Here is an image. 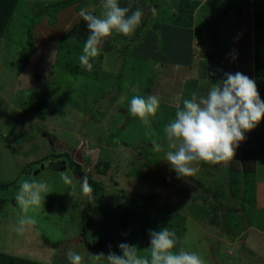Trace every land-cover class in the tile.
<instances>
[{
    "label": "rangeland",
    "instance_id": "1",
    "mask_svg": "<svg viewBox=\"0 0 264 264\" xmlns=\"http://www.w3.org/2000/svg\"><path fill=\"white\" fill-rule=\"evenodd\" d=\"M62 1L21 0L0 37V252L69 264V251H76L84 264H107L106 257L94 255H120L119 245L126 243L150 256V231L167 228L175 233L177 250L198 253L204 264H264V123L238 147L249 146L258 156L246 192L240 189L238 195L230 189L238 148L225 166L199 162L191 175L182 177L165 161L170 149L163 131L196 87L189 83L182 92L179 83L176 88L166 80L171 72L180 80L187 60L181 59L187 56L181 41L167 45L171 26L185 27L198 41L208 39L200 52V75L206 77H201L200 95L229 74L235 47L226 44L225 34L239 26L241 39L254 42L255 54L245 53L242 61L250 66L254 61L264 99V0H210L203 9L180 5L195 0H120L121 7L130 8L129 15L140 8L147 26L107 39L101 55L90 61L91 72L79 62L87 36H82L78 13L86 8L101 14V0H80L56 12ZM155 3L159 7L153 12ZM32 26L34 49L29 45ZM166 46L167 60H161ZM219 47L218 76L210 57L221 56ZM135 95L159 98L151 127L128 111ZM71 160L91 178L88 195L81 194L83 177ZM65 175L71 183L62 179ZM23 180L45 181L51 194L36 213L27 214L37 223L17 231L24 214L15 195ZM97 240L115 251L90 250L87 243Z\"/></svg>",
    "mask_w": 264,
    "mask_h": 264
},
{
    "label": "clouds",
    "instance_id": "2",
    "mask_svg": "<svg viewBox=\"0 0 264 264\" xmlns=\"http://www.w3.org/2000/svg\"><path fill=\"white\" fill-rule=\"evenodd\" d=\"M103 12L99 15L81 8L79 16L86 22L89 35L84 42L79 62L82 68L91 72L94 64L90 62L102 53L103 43L115 35L130 36L142 23L144 12L137 8L121 7L120 0H101ZM155 12V9H153ZM160 107L157 96L135 95L129 102L131 116L145 127H151V118ZM264 120V100L261 99L255 80L241 72L226 74L219 83L214 84L206 95L193 93L183 100L182 109L175 114L163 129L168 148L166 160L179 176L191 175L194 164L207 162L225 166L236 153L245 133L253 130ZM156 151L160 144L154 145ZM66 183L70 177L63 176ZM81 194L88 195L92 188L84 177L80 185ZM73 197L75 189L69 192ZM51 194L45 181L23 180L15 195L16 204L24 217L19 220L20 231L26 224H36V213L46 197ZM123 255L114 252L105 256L94 255L95 259L106 257L107 264H204L201 256L194 251L177 250L175 233L167 228L150 231V256L138 254L136 246L126 243L119 245ZM69 264H84L83 256L69 251Z\"/></svg>",
    "mask_w": 264,
    "mask_h": 264
},
{
    "label": "crops",
    "instance_id": "3",
    "mask_svg": "<svg viewBox=\"0 0 264 264\" xmlns=\"http://www.w3.org/2000/svg\"><path fill=\"white\" fill-rule=\"evenodd\" d=\"M209 1L210 0H195V2H191V3H187V1H186V2H183L184 4L181 3L180 5H182V7L183 6L184 7L185 6H191L193 8V6L196 4L197 7L198 6L201 7L204 4H207ZM203 8H204V6L202 7V9ZM254 8H255V5H251V8H249L251 10L250 11L251 13H253L256 10V8L255 9ZM200 10H199V12H200ZM246 11H248V10L245 9L244 15H243V12H242V15L240 14L239 18L245 16V12ZM188 12H189V10H188ZM252 17H253V14H252ZM239 18H236V19L234 18L233 22H235V20H237ZM252 23H253V21H252ZM252 26L254 27V23H253ZM169 28H170V30H168V31H169V34H170V38H169V35H168L167 45L181 41V44L183 45V48H184V50H183L184 52L183 53L187 55V56H182L181 59H183L182 62H184V60L187 57V60L183 64V70L184 71L180 72V75H179L181 77L180 80L177 81L175 78H173V75H174L173 72H171V76L172 77H170V78L166 77V80H167V82H169L171 84H176V88H177V85L179 83L180 87L183 88L182 92H185V89L189 85V83L190 84L192 83L193 85H196L194 93H196L199 96L202 93V90H201L202 89V85H201L202 78L201 77H203L202 75H200L202 73L201 70H200L201 69V65H200V63H201V57H200L201 53L200 52H202V50H201L202 46H204L206 40H208V39L202 38V41L201 40L198 41L197 38L194 37V33L193 32L187 31L185 29V27L182 28V26H178V27L171 26ZM175 29L176 30L178 29V30L175 31ZM239 30H240L239 26H238V29L237 28H230L229 32H227V34H225V42H226V44H233V46L235 47V48L231 47V51L233 52V59L231 60L232 63H230V66H229V73L235 74L236 72H241V73L245 74L246 76H248L249 78L255 80L257 72H255V70L253 69L254 61L252 60V62H251L252 66H250V62H248V63H244L243 62L245 53H249L250 52V54H252V57L255 54V50L256 49L255 50L251 49V46L254 44V42L248 44L247 41H245V40L243 41L241 39L242 34H238ZM178 34H180V36ZM204 34H206V33L203 32L201 37ZM217 41H218V37L216 36V42ZM207 44H209V42H207ZM210 44H211V42H210ZM216 44H218V43H216ZM216 44H214V46ZM247 45L250 47V49H248ZM198 48H199V50H198ZM207 49H209V48L207 47ZM216 51H218V52H220V54H222V50H221L220 47ZM168 53H169V50L167 49V46H166V47H164V51L162 52L161 60H164V59L167 60ZM195 60H196V62H194V65H193V61H195ZM185 64H187V67H185ZM165 73L166 72H164L161 75V78L165 77ZM207 76H208V74H207ZM203 79H206V77L205 78L203 77ZM204 81L206 82L207 80H204ZM261 81H263V79H261L259 81V83L262 84ZM170 90H173V89H170ZM260 96H261V99L264 100L263 96L261 95V93H260ZM181 98H183V97H181ZM180 102H181V100H180ZM180 105H181V103H179V106H178L179 108H180ZM262 123H264V122L261 121L259 124H262ZM247 133L248 132L245 133V136L247 135ZM248 136L249 137L250 136L254 137V134L253 135L252 134L247 135L246 139H248ZM246 148H249V146L244 145L241 149H246ZM250 149H252V148H250ZM257 159H258V156H257ZM261 184H264V183H261ZM263 189H264V187H263Z\"/></svg>",
    "mask_w": 264,
    "mask_h": 264
},
{
    "label": "trees",
    "instance_id": "4",
    "mask_svg": "<svg viewBox=\"0 0 264 264\" xmlns=\"http://www.w3.org/2000/svg\"><path fill=\"white\" fill-rule=\"evenodd\" d=\"M80 0H65L62 2H59L55 5V11L59 12L62 10H66L73 5L77 4ZM21 3V0H0V37L5 35L7 33V30L14 18V15ZM158 5L155 3L154 4V9H158ZM142 28L146 27V22L142 21ZM80 27L82 28V36H87L86 34L88 32L87 29V24L86 22L82 19ZM76 29V28H75ZM77 30V29H76ZM33 31H34V26L30 27L29 29V45L31 46V49L35 48L34 43L32 42L33 38ZM75 31V30H74ZM76 32V31H75ZM89 33V32H88ZM139 34H137L138 36ZM221 56L216 57L212 56L210 57L213 59L215 62L214 64V73L216 75H220V63H222L223 57L222 54ZM30 57V54L27 56V58ZM217 76V77H218ZM202 90V89H201ZM58 157V155H56ZM54 157V156H53ZM71 164L74 165L77 170V174L80 177H87L88 178V183L90 185L91 183V178L88 176L87 173H83L81 171V166L78 162L72 161ZM256 164H257V152L254 149L246 148V149H241L238 148L237 153H236V160H234L232 167L230 168L231 174L233 175L232 177V183H231V191L236 193L237 195L240 193V189L244 190L243 192H246L247 190V178L254 174L256 172ZM237 177V179L235 178ZM243 177V180L242 178ZM90 204V203H89ZM89 207L86 208V211H89ZM87 246L90 250H106V251H115L113 247L109 244L104 243L101 240H97L93 244H90L89 242L87 243ZM117 251V250H116ZM120 255H123L122 252L119 251ZM0 264H45V263H39L36 261H31L27 260L24 258H19L16 256H12L6 253H1L0 252Z\"/></svg>",
    "mask_w": 264,
    "mask_h": 264
},
{
    "label": "water",
    "instance_id": "5",
    "mask_svg": "<svg viewBox=\"0 0 264 264\" xmlns=\"http://www.w3.org/2000/svg\"><path fill=\"white\" fill-rule=\"evenodd\" d=\"M97 153H98V151L95 152V154H97ZM42 167H45V165H42Z\"/></svg>",
    "mask_w": 264,
    "mask_h": 264
},
{
    "label": "flooded vegetation",
    "instance_id": "6",
    "mask_svg": "<svg viewBox=\"0 0 264 264\" xmlns=\"http://www.w3.org/2000/svg\"><path fill=\"white\" fill-rule=\"evenodd\" d=\"M48 165V164H47Z\"/></svg>",
    "mask_w": 264,
    "mask_h": 264
}]
</instances>
